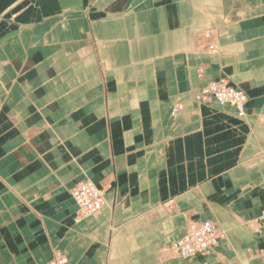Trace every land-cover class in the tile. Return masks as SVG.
Masks as SVG:
<instances>
[{"label":"crops","instance_id":"1","mask_svg":"<svg viewBox=\"0 0 264 264\" xmlns=\"http://www.w3.org/2000/svg\"><path fill=\"white\" fill-rule=\"evenodd\" d=\"M3 39L0 264H149L203 221L192 264H264V0H0ZM220 79L243 118L195 99Z\"/></svg>","mask_w":264,"mask_h":264},{"label":"built area","instance_id":"2","mask_svg":"<svg viewBox=\"0 0 264 264\" xmlns=\"http://www.w3.org/2000/svg\"><path fill=\"white\" fill-rule=\"evenodd\" d=\"M209 50L215 52L216 48L212 45ZM195 99L201 103H212L219 107L231 106L240 118L246 115L247 96L224 79L207 82L196 94ZM182 109L181 105H176L172 109V116L178 117ZM71 196L77 207V217L79 219L94 217L105 206L104 192L91 180L79 183L72 190ZM260 226L264 229V209ZM219 238L218 227L211 221H203L185 236L173 242L170 249L181 260H188L212 253L218 246ZM50 264H66V259L58 258Z\"/></svg>","mask_w":264,"mask_h":264},{"label":"rangeland","instance_id":"3","mask_svg":"<svg viewBox=\"0 0 264 264\" xmlns=\"http://www.w3.org/2000/svg\"><path fill=\"white\" fill-rule=\"evenodd\" d=\"M197 226H198V224L193 225L188 230V232L192 231ZM153 256H155V257H153ZM206 256L207 255L202 256V258H200V259H203ZM197 259L200 260L197 257L191 258V259H188V260H181L169 247V248H165L164 250L162 249L161 251L156 252L155 254L151 253L150 254V259H149V264H192L193 261H196ZM226 261H228V262H226ZM232 261L233 260H231V259H225V261L221 262V263L231 264Z\"/></svg>","mask_w":264,"mask_h":264},{"label":"water","instance_id":"4","mask_svg":"<svg viewBox=\"0 0 264 264\" xmlns=\"http://www.w3.org/2000/svg\"><path fill=\"white\" fill-rule=\"evenodd\" d=\"M3 41H4V39L0 41V45H1V43H2Z\"/></svg>","mask_w":264,"mask_h":264}]
</instances>
